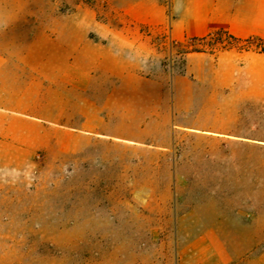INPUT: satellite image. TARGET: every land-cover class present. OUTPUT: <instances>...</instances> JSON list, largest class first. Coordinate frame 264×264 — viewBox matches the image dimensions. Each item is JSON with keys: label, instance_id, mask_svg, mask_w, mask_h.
<instances>
[{"label": "rangeland", "instance_id": "rangeland-1", "mask_svg": "<svg viewBox=\"0 0 264 264\" xmlns=\"http://www.w3.org/2000/svg\"><path fill=\"white\" fill-rule=\"evenodd\" d=\"M54 1L68 10L95 0ZM45 3L0 0V264H255L261 251L264 264V235L251 249L254 238L234 235L254 214L264 233V88H227L219 114L195 112L246 139L197 137L174 126L172 110L149 115L146 102L79 109L77 92L66 102L37 75L53 64L36 60L49 46L20 16ZM230 49L264 53V39H191L162 65L173 72L186 52ZM111 115L135 123H100ZM233 253L242 258L230 262Z\"/></svg>", "mask_w": 264, "mask_h": 264}, {"label": "crops", "instance_id": "crops-1", "mask_svg": "<svg viewBox=\"0 0 264 264\" xmlns=\"http://www.w3.org/2000/svg\"><path fill=\"white\" fill-rule=\"evenodd\" d=\"M70 6L65 10L57 1L46 0L42 6L22 10L20 16L37 24L45 39L42 43L49 46L36 55L38 61H53L51 67L36 69L37 75L47 78V88H62L68 94L66 102L70 93L77 92L79 109L146 102L149 115L157 109L166 114L172 110L174 126L202 132L197 137L246 139L232 135L229 122L214 118L202 123L195 119V112L209 106L219 114L227 88H264V53L190 51L173 72H167L162 61L174 51V43L218 31L238 39H264V0H95ZM92 118L94 124L99 123L97 115ZM100 123L135 122L129 116L111 115ZM79 124L80 130L106 134L88 128L87 121L85 127L83 121ZM106 135L135 140L117 128ZM161 146L169 147L167 139ZM234 231V235L254 238L250 249L257 248L264 235L262 219L250 215ZM234 254L230 262L242 258L241 253ZM254 261L262 264V251Z\"/></svg>", "mask_w": 264, "mask_h": 264}, {"label": "trees", "instance_id": "trees-1", "mask_svg": "<svg viewBox=\"0 0 264 264\" xmlns=\"http://www.w3.org/2000/svg\"><path fill=\"white\" fill-rule=\"evenodd\" d=\"M217 34L218 33H226L227 34V32H225V31H218V32H216ZM216 33H214V34H216ZM213 35V34H212ZM212 35H210V36H212ZM229 35V34H228ZM229 36H231V35H229ZM231 37H233V36H231Z\"/></svg>", "mask_w": 264, "mask_h": 264}, {"label": "built area", "instance_id": "built-area-1", "mask_svg": "<svg viewBox=\"0 0 264 264\" xmlns=\"http://www.w3.org/2000/svg\"><path fill=\"white\" fill-rule=\"evenodd\" d=\"M174 44H177V43H174Z\"/></svg>", "mask_w": 264, "mask_h": 264}]
</instances>
